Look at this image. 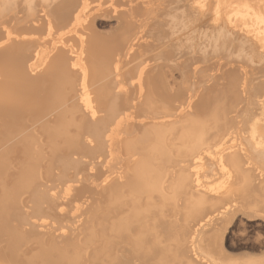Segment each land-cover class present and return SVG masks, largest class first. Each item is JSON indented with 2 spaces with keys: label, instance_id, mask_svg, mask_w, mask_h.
Segmentation results:
<instances>
[{
  "label": "bare ground",
  "instance_id": "obj_1",
  "mask_svg": "<svg viewBox=\"0 0 264 264\" xmlns=\"http://www.w3.org/2000/svg\"><path fill=\"white\" fill-rule=\"evenodd\" d=\"M237 214L264 220V0H0V264H264Z\"/></svg>",
  "mask_w": 264,
  "mask_h": 264
},
{
  "label": "rangeland",
  "instance_id": "obj_2",
  "mask_svg": "<svg viewBox=\"0 0 264 264\" xmlns=\"http://www.w3.org/2000/svg\"><path fill=\"white\" fill-rule=\"evenodd\" d=\"M102 15L104 16L102 17L98 14L97 17L96 15V19L94 17V26L96 24L95 28L100 35H108L111 31V29L109 28V25L111 23V21L109 20L111 18H109L110 16L108 14L102 13ZM237 215L232 220V223L228 226V230L226 232L227 245L232 246L230 248H233L235 246H244L246 249H250L251 246L254 247L256 245L258 247L259 245H263L261 247H264V220L258 216L241 217L240 214Z\"/></svg>",
  "mask_w": 264,
  "mask_h": 264
}]
</instances>
